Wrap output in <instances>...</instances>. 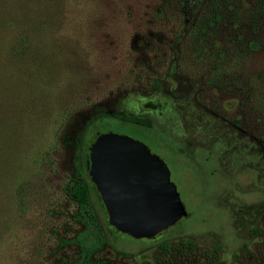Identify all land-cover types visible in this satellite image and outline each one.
Segmentation results:
<instances>
[{
  "label": "rangeland",
  "instance_id": "obj_1",
  "mask_svg": "<svg viewBox=\"0 0 264 264\" xmlns=\"http://www.w3.org/2000/svg\"><path fill=\"white\" fill-rule=\"evenodd\" d=\"M27 6L0 0V53ZM63 14L58 98L67 115L34 160L25 211L0 234V264H162L157 249L133 240H111L125 255L104 246L88 260L61 243L81 229L68 191L87 180V149L103 132L134 137L169 170L189 211L170 231L186 235L169 244L193 243L173 264H264V169L246 164L261 154L239 163L230 152L217 167L213 148L233 132L264 151V0H67ZM90 198L107 227L93 189Z\"/></svg>",
  "mask_w": 264,
  "mask_h": 264
},
{
  "label": "trees",
  "instance_id": "obj_2",
  "mask_svg": "<svg viewBox=\"0 0 264 264\" xmlns=\"http://www.w3.org/2000/svg\"><path fill=\"white\" fill-rule=\"evenodd\" d=\"M65 2L28 0L26 21L16 27L4 53H0V234L12 228L16 213L25 211L30 197L27 181L34 172V160L44 145L53 141L67 115L58 98L65 73L60 59L69 52L66 42L60 43L57 37L64 36L59 32ZM126 118L148 123L145 119ZM79 145L76 137L75 146ZM68 192L75 205L73 219L82 229L74 238L61 239V243L76 244L79 256L88 258L103 243V234L84 180L75 179Z\"/></svg>",
  "mask_w": 264,
  "mask_h": 264
},
{
  "label": "water",
  "instance_id": "obj_3",
  "mask_svg": "<svg viewBox=\"0 0 264 264\" xmlns=\"http://www.w3.org/2000/svg\"><path fill=\"white\" fill-rule=\"evenodd\" d=\"M88 175L116 230L150 237L185 215L161 159L129 136L103 132L87 149Z\"/></svg>",
  "mask_w": 264,
  "mask_h": 264
},
{
  "label": "flooded vegetation",
  "instance_id": "obj_4",
  "mask_svg": "<svg viewBox=\"0 0 264 264\" xmlns=\"http://www.w3.org/2000/svg\"><path fill=\"white\" fill-rule=\"evenodd\" d=\"M160 112L161 111L159 110L158 113H160ZM114 118H117L118 120H120L122 122H128V123H131V124H134V125H141V126H144V127L152 126L151 120L150 119H146V118H139V119L147 120L148 121L147 124L133 122V121L129 120L126 117L124 118L123 116H117V117H114ZM231 133L232 134L226 136V139H223L222 141H217L218 145L213 147V148H215V150H214V164H216V166L218 167L219 164H222L221 161L223 162V160H225V158H227V156L230 154V152H232L231 160H233L234 162H239V163H241L240 158L242 157L241 156L242 154H246V153L249 154V153L256 152V153L261 154V157L257 158L259 161L253 162L252 159H249V161H250L249 163H251V164H249L248 162H246V164H247V166H252V167L254 165H257L258 169H264V151L259 152L254 147H250L248 145L250 142H248V141L245 142L243 140L244 138L242 136L236 135L233 132H231ZM132 138H134V137H132ZM177 151L178 152H182L180 149H177ZM149 152L152 153L150 150H149ZM211 152L212 151H205L203 153L202 160H205V161L208 160L209 155L211 154ZM210 168H212V166ZM86 169H87V176H88L87 180L84 179L83 177H81V178L85 182V189H86V193H87L88 199H89V201H90V203L92 205L94 214H95L96 219H97V221H98V223L100 225V229L102 231L103 238H104L103 243L97 248V250L93 251V253L90 254L88 258L93 257V255L95 253H97L98 251H100L104 246H111L114 249V252L116 254L125 255L126 252H124L123 250L117 249L112 244L111 240H114V239L115 240H119L120 239L123 242H128L129 240L136 241L138 244H140V248L141 249H148V248L157 249L159 251L158 255H159V258H161L160 261H161L162 264H173V260H172L171 257L175 258V256L177 255V251L182 249V248L185 250L184 251L185 255H186L187 251L191 250V248L193 247V243L191 241L180 240L178 242V245L169 244L170 240L178 238V237H182L183 235H186L184 230L181 229V228H179L177 231H174L176 233L170 234L171 230H173L178 224L182 223L185 218L189 217V211L187 210V207L183 204L181 199H180V201H181V203H182V205L184 207L185 215L181 216L173 224H171V225L167 226L166 228L160 230L159 232H157L153 236H150V237H133L131 235H128L126 233H123V232H120V231L116 230L113 226H111L108 223V221H107V223H108L107 227L102 224L101 220L98 218V212L96 210L94 202L90 198V190L91 189H93L95 191V194H96V196L98 198V204L101 207V211L106 216V220H107V212H106V209H105V207H104V205L102 203L100 195H99L98 191L96 190V187H95L94 183L90 180V177L88 175V164L86 165ZM168 173H169V170H168ZM169 179H170V177H169ZM89 187H90V189H89ZM176 190H177V188H176ZM81 229H82V225H81ZM79 231H77V232H79ZM77 232H75L74 235L72 237H70V238H74ZM70 238H67V239H64V240H68ZM65 244L74 245L76 247L77 255H78L80 260H86V259L88 260V258H84V257H80L79 256L78 253H79L80 250H79V248H78V246L76 244L68 243V242H65ZM223 254H225V252L222 253V256H223ZM179 258H181V257H179ZM221 260L223 261L222 258H221Z\"/></svg>",
  "mask_w": 264,
  "mask_h": 264
}]
</instances>
